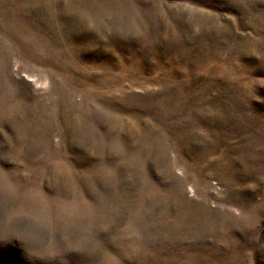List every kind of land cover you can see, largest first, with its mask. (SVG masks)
Segmentation results:
<instances>
[{
	"label": "rangeland",
	"instance_id": "1",
	"mask_svg": "<svg viewBox=\"0 0 264 264\" xmlns=\"http://www.w3.org/2000/svg\"><path fill=\"white\" fill-rule=\"evenodd\" d=\"M0 264H264V0H0Z\"/></svg>",
	"mask_w": 264,
	"mask_h": 264
}]
</instances>
